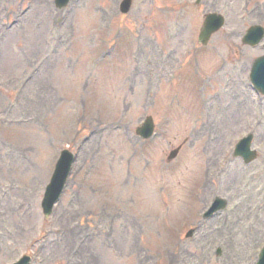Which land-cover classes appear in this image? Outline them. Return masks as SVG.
Instances as JSON below:
<instances>
[{
    "label": "rangeland",
    "instance_id": "1",
    "mask_svg": "<svg viewBox=\"0 0 264 264\" xmlns=\"http://www.w3.org/2000/svg\"><path fill=\"white\" fill-rule=\"evenodd\" d=\"M121 1L0 0V264H255L264 99L246 70L264 46L243 35L264 26V0H133L128 14ZM209 12L227 23L202 46ZM249 131L259 156L245 164L232 150ZM66 148L75 170L46 219ZM215 195L229 206L203 219Z\"/></svg>",
    "mask_w": 264,
    "mask_h": 264
},
{
    "label": "water",
    "instance_id": "2",
    "mask_svg": "<svg viewBox=\"0 0 264 264\" xmlns=\"http://www.w3.org/2000/svg\"><path fill=\"white\" fill-rule=\"evenodd\" d=\"M68 0H58L59 6H63L67 3ZM131 1L132 0H124L123 5H122V10L124 12H127L131 6ZM216 18H212V16H208L207 20L205 22V25L202 29L201 33V41L206 42L207 39L209 38L210 34L213 32V29H211V25L215 22ZM147 127H151V119L149 118L147 120ZM144 133V132H143ZM253 156L250 157V159ZM71 161V155L65 151L61 157V159L58 162L55 174L53 176L51 184L48 186L47 192H46V197L44 199V204H45V212L48 214L50 210L53 207V204L56 201V198L59 195L60 190L63 187V184L65 182V177L67 174V171L69 169Z\"/></svg>",
    "mask_w": 264,
    "mask_h": 264
}]
</instances>
